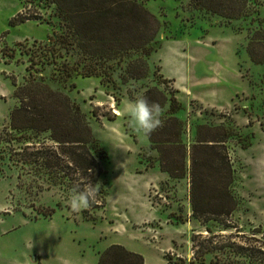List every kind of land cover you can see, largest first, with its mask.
<instances>
[{
    "label": "rangeland",
    "instance_id": "374dc122",
    "mask_svg": "<svg viewBox=\"0 0 264 264\" xmlns=\"http://www.w3.org/2000/svg\"><path fill=\"white\" fill-rule=\"evenodd\" d=\"M139 1L159 21L146 76L122 83L125 62L110 78L75 72L64 78L52 65L32 66L36 77L78 104L103 152L102 172L52 184L14 160L16 143L1 141L0 264H97L111 244L141 254L143 264H264V63L254 64L245 50L249 34L264 29V0H254L249 16L227 25L188 0ZM57 28L52 4L0 0V132L15 103L12 81L19 85L27 77L20 50ZM150 86L179 101L176 115L186 123V141L197 124L233 128L225 145L238 205L226 220L200 223L191 216L188 179H162L156 162L152 170L145 167L144 157L154 160L156 151L131 126L127 107ZM90 184L102 192L85 210L73 211L72 190Z\"/></svg>",
    "mask_w": 264,
    "mask_h": 264
},
{
    "label": "trees",
    "instance_id": "16d2710c",
    "mask_svg": "<svg viewBox=\"0 0 264 264\" xmlns=\"http://www.w3.org/2000/svg\"><path fill=\"white\" fill-rule=\"evenodd\" d=\"M43 1L54 6L58 28L45 41H35L33 48L20 50L27 58V77L19 85L12 81L15 103L9 110L8 127L0 132V142L16 143L14 160L43 172L52 184L66 182L69 175L82 180L90 173L97 178L103 152L92 138L84 114L66 93L51 88L42 75L36 77L39 70L32 66L52 65L63 70L64 78L71 72L110 78L115 67L125 62L119 75L122 83L142 78L147 74L145 59L152 51L159 21L139 0ZM188 3L194 10L220 17L224 25L254 11V0ZM29 18L40 17L18 21ZM9 22L14 24L12 19ZM245 50L254 64L264 63L263 28L249 34ZM0 52L4 54L3 49ZM260 83L264 94V73ZM141 95L161 107V124L146 137L156 157H144L145 167L156 162L169 178L188 179L191 216L200 223L226 220L238 205L233 194L234 169L225 145L233 128L223 123L197 124L194 138L186 141V123L176 115L181 106L175 95L156 86L147 87ZM98 189L102 192L100 185ZM97 264H143V257L121 244H111L99 253Z\"/></svg>",
    "mask_w": 264,
    "mask_h": 264
},
{
    "label": "clouds",
    "instance_id": "9594fccd",
    "mask_svg": "<svg viewBox=\"0 0 264 264\" xmlns=\"http://www.w3.org/2000/svg\"><path fill=\"white\" fill-rule=\"evenodd\" d=\"M127 115L132 127L148 137L161 124V107L159 104L149 103L142 95L130 101L127 107ZM98 187L90 184L83 189H73L70 205L73 211L86 209L89 202L98 192Z\"/></svg>",
    "mask_w": 264,
    "mask_h": 264
},
{
    "label": "crops",
    "instance_id": "0c3cea01",
    "mask_svg": "<svg viewBox=\"0 0 264 264\" xmlns=\"http://www.w3.org/2000/svg\"><path fill=\"white\" fill-rule=\"evenodd\" d=\"M126 106V105H125ZM116 116H119V115H116ZM150 170H152L153 168H149ZM148 169V170H149ZM163 175L161 176V178L162 179H166L168 176H167V174L166 173H164V172H161ZM150 184V183H149Z\"/></svg>",
    "mask_w": 264,
    "mask_h": 264
}]
</instances>
